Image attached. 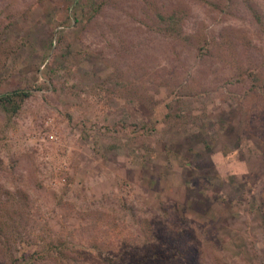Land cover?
Instances as JSON below:
<instances>
[{
	"label": "rangeland",
	"instance_id": "rangeland-1",
	"mask_svg": "<svg viewBox=\"0 0 264 264\" xmlns=\"http://www.w3.org/2000/svg\"><path fill=\"white\" fill-rule=\"evenodd\" d=\"M13 89L0 264H264V0H0Z\"/></svg>",
	"mask_w": 264,
	"mask_h": 264
},
{
	"label": "trees",
	"instance_id": "trees-1",
	"mask_svg": "<svg viewBox=\"0 0 264 264\" xmlns=\"http://www.w3.org/2000/svg\"><path fill=\"white\" fill-rule=\"evenodd\" d=\"M29 94L28 90H24V89H13L10 91H6L2 94H0V104H2L3 106H7L8 103L14 102L16 98H19L20 100H22L26 95ZM16 102V101H15ZM20 105V102H17L14 106V109H16L18 106ZM56 251H58V253H62L61 248L59 247L58 249H55ZM54 257L58 258L59 260H61L62 263H64L63 261V257H59V254L56 253L52 254ZM148 258L149 256H145V257H141V263H148ZM171 260L174 261L175 264H179L180 261L179 259H176L175 257H171ZM14 264H21L20 260L18 259V262H14ZM28 264H36L35 262H28Z\"/></svg>",
	"mask_w": 264,
	"mask_h": 264
}]
</instances>
